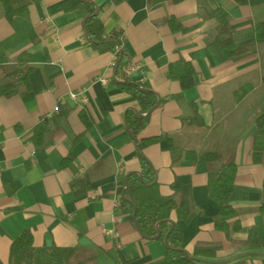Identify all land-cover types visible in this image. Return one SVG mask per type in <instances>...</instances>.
<instances>
[{
	"label": "crops",
	"instance_id": "1",
	"mask_svg": "<svg viewBox=\"0 0 264 264\" xmlns=\"http://www.w3.org/2000/svg\"><path fill=\"white\" fill-rule=\"evenodd\" d=\"M27 1L10 20L0 3L4 65L13 69L25 53L32 66L28 88L0 96V264H9L10 246L26 229L34 246L76 247L78 258L161 262L164 240L142 236L133 215L115 206L124 191L121 181L140 172L138 141L149 137L160 138L142 155L161 195L176 192L180 205L195 209L190 221L180 222L186 249L217 246L208 261L264 264V244L247 243L252 229H264V162L252 157L254 142L264 141V129L256 136L264 111V42L257 41L256 30L264 23V0H86L96 6L105 38L118 34L117 49L140 66L130 80L160 100L137 138L127 117L139 108L120 85L123 71L111 66L115 52L97 47L86 34V8L63 9L65 2L80 0ZM223 20L239 50L231 58L216 42ZM178 61L191 62L194 87L183 90L169 78V65ZM196 118L201 125L192 122ZM44 123L48 131L37 144L35 129ZM207 152L237 166L230 203L241 230L230 237L215 227L219 206L208 192L219 163L189 157ZM82 178L90 188L77 196L72 185Z\"/></svg>",
	"mask_w": 264,
	"mask_h": 264
},
{
	"label": "trees",
	"instance_id": "2",
	"mask_svg": "<svg viewBox=\"0 0 264 264\" xmlns=\"http://www.w3.org/2000/svg\"><path fill=\"white\" fill-rule=\"evenodd\" d=\"M151 1V0H150ZM244 2V0H238ZM4 14L8 20L23 12L27 5V0H0ZM78 7L87 10L85 21V32L93 43L105 50L115 52L116 67L118 71H123V83L120 84L130 96H132L139 108L138 116L132 111L128 113L127 122L130 133L137 138L145 129L149 119V111L157 105L159 99L157 95L147 90L140 83H134L126 75L125 69L131 64L124 50H118L117 46H122L119 35L105 38V27L99 18L96 6L86 0H80L77 4L65 2L63 9L65 12L73 11ZM170 26H174L172 18L166 19ZM257 41L264 42V23L256 25ZM233 31L226 20L221 21L217 26L216 42L225 51L228 57H234L239 50L234 47ZM6 58L0 55V96L11 97L19 92L20 87L28 88V74L32 70L29 63V56L21 54L13 69H7L4 65ZM195 70L190 61H178L172 63L168 68V76L172 80H178L183 90L194 87ZM82 118L85 120L84 115ZM199 125L202 121L198 118L194 121ZM40 125L35 129L34 139L37 144H41L44 135L48 131L47 127ZM264 129V111L256 119V136ZM159 137L143 138L138 141L140 152V172H130L127 176V184L121 181L124 186L125 195L128 201L120 200V209L123 213L132 214L135 210L138 228L142 236L154 239L160 232L158 239L164 240L168 236V247L161 262L156 264H220L208 261L215 256L217 246H196L192 252L186 249L183 240L180 222L187 223L195 214V209L191 205H180L176 192L170 196H163L159 191V183L155 181V173L150 162L142 155V151L147 146L158 142ZM196 162L219 163L216 175L208 183L209 197L219 206V211L214 217L215 227L223 231L228 237L241 230V221L238 218L237 209L230 203V197L234 190L237 166L233 160L220 162V157L216 152H207L201 155L190 153ZM255 163L264 162V141H255L252 153ZM71 158L68 157L63 163L66 165ZM74 194L80 196L88 191L90 185L85 178L76 181L72 185ZM264 193V183H263ZM175 211L177 220L172 219V212ZM259 211L264 215V203L259 206ZM248 244H264V229L254 228L247 239ZM188 252L190 260L184 253ZM9 264H90V260L78 258L76 247H58L56 245H43L36 247L33 244L32 232L24 230L15 238L10 246Z\"/></svg>",
	"mask_w": 264,
	"mask_h": 264
},
{
	"label": "built area",
	"instance_id": "3",
	"mask_svg": "<svg viewBox=\"0 0 264 264\" xmlns=\"http://www.w3.org/2000/svg\"><path fill=\"white\" fill-rule=\"evenodd\" d=\"M116 65H117V64H116V59H114V61L111 63V66H112V67H116ZM139 68H140V66L137 65V64H130L129 67H127V68L125 69V72H126L127 75H128V74L132 73L133 71H135V70H137V69H139ZM100 82H101L102 84H107L108 80L105 79V78H101V79H100ZM70 96H71L73 99H79V94H78V93H70ZM115 206H116V207H119V206H120V202L117 201L116 204H115Z\"/></svg>",
	"mask_w": 264,
	"mask_h": 264
},
{
	"label": "rangeland",
	"instance_id": "4",
	"mask_svg": "<svg viewBox=\"0 0 264 264\" xmlns=\"http://www.w3.org/2000/svg\"><path fill=\"white\" fill-rule=\"evenodd\" d=\"M91 255L92 254L80 255V258L90 260V264H115V261L111 260L110 258L104 255H99L98 257H96V259H89Z\"/></svg>",
	"mask_w": 264,
	"mask_h": 264
},
{
	"label": "water",
	"instance_id": "5",
	"mask_svg": "<svg viewBox=\"0 0 264 264\" xmlns=\"http://www.w3.org/2000/svg\"><path fill=\"white\" fill-rule=\"evenodd\" d=\"M96 13H97V12H96ZM159 102H160V100L158 101L157 105L159 104ZM157 105H156V106H157ZM156 106H155V107H156ZM153 109H154V108H153ZM153 109H152V110H153ZM152 110L149 111V114L152 112ZM137 115H138V116H142V114H140L139 112L137 113ZM138 152H139V150H138ZM139 154H140V152H139ZM125 183L127 184V179L125 180ZM122 200H124V201H128V199H127V197H126V195H125V191H123V194H122ZM133 219H134V220L136 219L135 210H134V213H133ZM135 224H136V227H137L138 231H140L136 222H135ZM159 234H160V232H159V230H158V234L155 236V239L158 238ZM164 243H165V246L168 247V236H166V237L164 238ZM184 253H185V255L190 259L188 252L184 250ZM190 260H191V259H190ZM191 261H192V260H191Z\"/></svg>",
	"mask_w": 264,
	"mask_h": 264
}]
</instances>
